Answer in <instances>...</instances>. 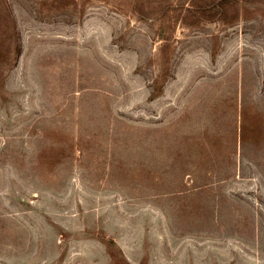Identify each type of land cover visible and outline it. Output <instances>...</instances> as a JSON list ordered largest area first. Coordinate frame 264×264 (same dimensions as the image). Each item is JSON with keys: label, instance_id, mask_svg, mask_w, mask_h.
Returning <instances> with one entry per match:
<instances>
[{"label": "rangeland", "instance_id": "rangeland-1", "mask_svg": "<svg viewBox=\"0 0 264 264\" xmlns=\"http://www.w3.org/2000/svg\"><path fill=\"white\" fill-rule=\"evenodd\" d=\"M0 264H264V0H0Z\"/></svg>", "mask_w": 264, "mask_h": 264}]
</instances>
